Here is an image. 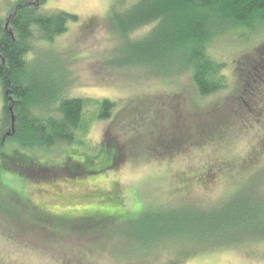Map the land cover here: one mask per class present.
Here are the masks:
<instances>
[{
    "label": "rangeland",
    "instance_id": "1",
    "mask_svg": "<svg viewBox=\"0 0 264 264\" xmlns=\"http://www.w3.org/2000/svg\"><path fill=\"white\" fill-rule=\"evenodd\" d=\"M17 1L0 0L8 26ZM134 1L125 0L119 11ZM110 2L32 4L45 14H74L76 21L51 40H32L31 72L55 89L62 84L56 99L62 93L90 102L82 146L32 150L6 134L13 102L6 103L12 114L5 125L0 85V166H7L0 167V264H264V23L226 27L212 38L209 51L227 85L200 97L186 71L172 83L149 75L153 69L144 65H122L125 46L110 19ZM151 26L128 39H140ZM104 99L112 103L102 119L98 102ZM109 142L121 153L112 169L80 177L62 169L85 164ZM20 154L34 164L21 162ZM12 163L39 175L24 178ZM194 206L206 212L209 235L186 227L188 234L178 235L187 242L165 245L158 243L174 235L170 230L156 226L145 235L156 214ZM241 207L252 215L241 225L255 229L254 236L224 228L226 214L237 216ZM92 212L97 219L85 215ZM108 212L109 219L100 216Z\"/></svg>",
    "mask_w": 264,
    "mask_h": 264
},
{
    "label": "trees",
    "instance_id": "2",
    "mask_svg": "<svg viewBox=\"0 0 264 264\" xmlns=\"http://www.w3.org/2000/svg\"><path fill=\"white\" fill-rule=\"evenodd\" d=\"M35 1L41 3L43 0L17 1L9 15L8 27L12 32L5 29V22L0 17V85L4 91V124L6 125L11 114L6 105L8 97L12 98L14 118L13 133L11 122L6 133L17 137L20 140L18 142L32 150L56 147L59 144H64V147L68 144L82 146L80 136L84 131L83 110L90 100L66 97L62 93L56 99V93L60 94L62 84L55 89L51 82L41 81L39 75L31 72L28 58L32 40L39 36L51 40L65 32L68 22L76 21V16L64 11L41 13L36 6H32ZM110 1V19L114 21L116 35L125 46L121 51L125 59L122 65H144L153 69L149 75L166 78L172 83L177 82L180 72L186 71L200 97L211 95L227 85L221 63L209 51L212 38L226 27L250 29L264 23V0H135L131 7L122 12L119 11V6L124 5L125 0ZM147 25L152 26L143 37L128 39L131 32ZM9 32L13 33V37ZM250 65L249 62L248 66ZM138 73L144 76L148 74ZM111 103L108 99L98 102V117L104 119L108 116ZM120 154L116 146L109 142L100 147L98 158L87 159L85 164L78 162V165L74 164L76 166L66 165L62 169L69 171L70 177L91 175L97 171L112 169ZM2 156H6L5 153H1ZM19 157H22L21 162L25 161L28 165L32 161L25 154H20ZM5 166L2 164L0 167L6 170ZM16 167L11 166L10 169L24 178H31L23 167ZM197 207L156 214L147 225L145 235L156 226L174 233L167 240L160 239L159 245H165L167 241L187 242L186 239L189 238L178 235L188 234L184 230L186 227H192L199 234L209 235L207 214ZM247 208L241 207L237 216L229 211L232 214H226L228 222L224 224V228L233 231L238 227L237 230L242 232L240 235H256L258 232L255 229L253 233L247 232V222L252 220ZM109 213H105L106 217L100 216L109 219ZM85 215L91 219L98 217V213L93 212ZM209 224L211 227L210 220ZM200 226L203 227L198 228ZM195 237L200 236L197 234ZM236 240L238 238L234 241Z\"/></svg>",
    "mask_w": 264,
    "mask_h": 264
},
{
    "label": "water",
    "instance_id": "3",
    "mask_svg": "<svg viewBox=\"0 0 264 264\" xmlns=\"http://www.w3.org/2000/svg\"><path fill=\"white\" fill-rule=\"evenodd\" d=\"M7 26H8V20H6V23H5V28H7ZM11 97H9L8 99L9 100H12V99H10ZM10 111H11V107H10V109H9ZM12 114V113H11ZM11 120H12V122H11V129H12V132H13V116L11 115Z\"/></svg>",
    "mask_w": 264,
    "mask_h": 264
},
{
    "label": "flooded vegetation",
    "instance_id": "4",
    "mask_svg": "<svg viewBox=\"0 0 264 264\" xmlns=\"http://www.w3.org/2000/svg\"><path fill=\"white\" fill-rule=\"evenodd\" d=\"M5 136H7V135H5ZM12 165H14L15 166V164L14 163H12ZM40 171H41V169H40ZM43 171V170H42ZM29 175H31V177H33V176H36V175H39L38 173H29ZM41 175V174H40Z\"/></svg>",
    "mask_w": 264,
    "mask_h": 264
},
{
    "label": "bare ground",
    "instance_id": "5",
    "mask_svg": "<svg viewBox=\"0 0 264 264\" xmlns=\"http://www.w3.org/2000/svg\"><path fill=\"white\" fill-rule=\"evenodd\" d=\"M33 4V3H32ZM10 33V35H12V33L11 32H9ZM7 135L9 134V133H6Z\"/></svg>",
    "mask_w": 264,
    "mask_h": 264
}]
</instances>
